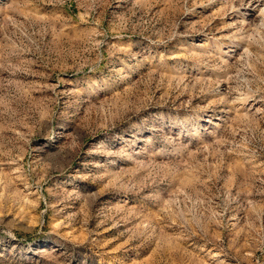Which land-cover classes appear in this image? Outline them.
<instances>
[{"label":"rangeland","instance_id":"1","mask_svg":"<svg viewBox=\"0 0 264 264\" xmlns=\"http://www.w3.org/2000/svg\"><path fill=\"white\" fill-rule=\"evenodd\" d=\"M0 264H264V0H0Z\"/></svg>","mask_w":264,"mask_h":264}]
</instances>
